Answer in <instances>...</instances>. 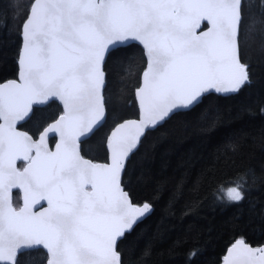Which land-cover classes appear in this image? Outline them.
Wrapping results in <instances>:
<instances>
[{"label":"snow or ice","instance_id":"6c2138e0","mask_svg":"<svg viewBox=\"0 0 264 264\" xmlns=\"http://www.w3.org/2000/svg\"><path fill=\"white\" fill-rule=\"evenodd\" d=\"M244 9L245 0H30L18 79L0 83V264L40 249L44 264H123L120 241L150 211L125 190L127 160L149 128L249 80L240 58ZM133 43L146 57L137 117L109 129L105 162L89 161L80 145L107 120L108 54ZM53 101L62 113L38 139L21 130ZM228 197L243 194L233 187ZM223 264H264V247L237 239Z\"/></svg>","mask_w":264,"mask_h":264},{"label":"trees","instance_id":"16d2710c","mask_svg":"<svg viewBox=\"0 0 264 264\" xmlns=\"http://www.w3.org/2000/svg\"><path fill=\"white\" fill-rule=\"evenodd\" d=\"M29 2L0 0V83L17 78L20 28ZM244 16L240 58L249 80L236 92L208 93L194 108L148 130L126 163L125 190L135 204L148 203L150 211L120 241L123 264H222L237 239L264 246V0H245ZM145 66L136 44L108 54L107 120L81 143L84 158L105 162L109 129L137 117L134 93ZM61 113L51 102L22 130L36 138ZM233 187L242 191L239 202L224 195ZM13 202L21 205L20 196ZM17 259L44 264L45 252L27 251Z\"/></svg>","mask_w":264,"mask_h":264},{"label":"water","instance_id":"95a60500","mask_svg":"<svg viewBox=\"0 0 264 264\" xmlns=\"http://www.w3.org/2000/svg\"><path fill=\"white\" fill-rule=\"evenodd\" d=\"M203 23H206V21L205 22H203ZM22 40V39H21ZM133 44H136V45H138L141 49H142V46L141 45H139L138 43H133ZM129 44H125V45H119V46H117L116 48H114V49H112V51H114V50H116V49H118V48H122V47H126V46H128ZM131 45V44H130ZM21 46H22V44H21ZM143 50V49H142ZM111 51V52H112ZM144 53V52H143ZM144 57H145V55H144ZM145 59H146V57H145ZM146 67V66H145ZM19 64H18V71H17V78L16 79H18V74H19ZM142 75V74H141ZM16 79H11V80H16ZM7 81H10V80H7ZM7 81H5V82H7ZM211 92H214V90L213 91H210V92H207V93H205V94H203V96L204 95H206V94H208V93H211ZM222 93H229V92H222ZM202 96V97H203ZM202 97L200 98V102H201V99H202ZM134 98H135V101H136V105H137V98H136V91H135V93H134ZM53 102H56L58 105H60L61 106V108H62V105L58 102V101H53ZM199 102V103H200ZM199 103H197V104H195V105H193L192 107H190V108H181V109H179V110H177V111H175L170 117H172L174 114H177V113H180V112H185V111H188V110H190V109H192V108H194L195 106H197ZM46 106V105H45ZM42 107H44V106H42ZM169 117V118H170ZM168 118V119H169ZM128 119H135V118H128ZM168 119H166V121L168 120ZM125 120H127V119H125ZM55 121V120H54ZM53 121V122H54ZM165 122V121H164ZM164 122L161 124V125H163L164 124ZM52 123V122H51ZM51 123H49V124H51ZM48 124V125H49ZM160 125V126H161ZM159 127V126H158ZM155 128H157V127H155ZM155 128H149V130H153V129H155ZM22 130V129H21ZM24 131V130H23ZM50 139H53L54 140V142H53V144H52V146L50 145V140H49V147L52 149V150H55V144H56V142L58 141V136H54L53 134H50ZM90 137V135L89 136H87V137H85L84 139H83V141H85L87 138H89ZM37 139L39 138V134H38V136L36 137ZM143 139V138H142ZM140 144H141V142L139 143V146H140ZM139 146H138V148H139ZM137 148V149H138ZM136 149V150H137ZM135 150V151H136ZM132 155V154H131ZM131 155H130V157H131ZM86 159V158H85ZM130 159V158H129ZM128 159V160H129ZM87 160H89V159H87ZM127 160V161H128ZM90 161V160H89ZM14 191H16V190H14ZM20 201H21V204H22V199H21V197H20ZM37 207H39V206H37ZM149 214V212L148 213H146L145 214V216L143 217V218H141V220L140 221H142L143 219H145V217L147 216ZM139 221V222H140ZM138 222V223H139ZM137 223V224H138ZM249 245V244H248ZM251 246V245H250ZM252 247H254V248H257V246H252ZM262 247H264V246H262ZM43 250V249H42ZM44 251V250H43ZM25 252H27V251H25ZM45 252V251H44ZM22 253H24V252H22ZM21 253V254H22ZM222 264H223V261H222Z\"/></svg>","mask_w":264,"mask_h":264},{"label":"rangeland","instance_id":"374dc122","mask_svg":"<svg viewBox=\"0 0 264 264\" xmlns=\"http://www.w3.org/2000/svg\"><path fill=\"white\" fill-rule=\"evenodd\" d=\"M230 189H231V188L227 189V190L224 192V195H225V197H226L228 200H230L229 197H228V192H229Z\"/></svg>","mask_w":264,"mask_h":264},{"label":"bare ground","instance_id":"6f19581e","mask_svg":"<svg viewBox=\"0 0 264 264\" xmlns=\"http://www.w3.org/2000/svg\"><path fill=\"white\" fill-rule=\"evenodd\" d=\"M99 128H100V127H99ZM99 128H98V129H99ZM91 135H92V134H91ZM91 135H90V136H91Z\"/></svg>","mask_w":264,"mask_h":264}]
</instances>
